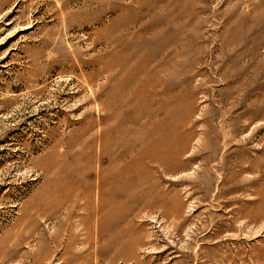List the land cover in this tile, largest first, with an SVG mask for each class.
<instances>
[{
    "label": "rangeland",
    "instance_id": "1",
    "mask_svg": "<svg viewBox=\"0 0 264 264\" xmlns=\"http://www.w3.org/2000/svg\"><path fill=\"white\" fill-rule=\"evenodd\" d=\"M263 97L264 0H0V264H264Z\"/></svg>",
    "mask_w": 264,
    "mask_h": 264
},
{
    "label": "bare ground",
    "instance_id": "2",
    "mask_svg": "<svg viewBox=\"0 0 264 264\" xmlns=\"http://www.w3.org/2000/svg\"><path fill=\"white\" fill-rule=\"evenodd\" d=\"M139 10H140V8H139ZM138 13V12H137ZM157 35V34H156ZM158 36H161V35H158ZM155 37V36H154ZM155 41V40H154ZM164 41V40H163ZM164 44H165V41H164ZM148 53V52H147ZM150 53V52H149ZM163 53V52H162ZM154 54V53H153ZM150 56H151V54H150ZM160 56V55H159ZM147 57V56H146ZM165 57V56H164ZM154 58H156V57H154ZM164 60L166 59V58H163ZM166 61V60H165ZM173 61V60H172ZM164 62V61H163ZM162 62V63H163ZM250 77V76H249ZM252 77V76H251ZM243 78H245L244 76H243ZM253 78V77H252ZM249 79V78H248ZM242 80V79H241ZM245 81V80H244ZM243 81V82H244ZM248 80L246 79V82H247ZM248 85V84H247ZM243 87V86H242ZM241 87V88H242ZM245 88H246V86H245ZM99 90V89H98ZM160 90V89H159ZM258 92V91H257ZM166 93V92H165ZM256 93V92H255ZM175 94V93H174ZM244 94V93H243ZM258 95V94H257ZM261 95V94H260ZM262 96V95H261ZM251 97V96H250ZM258 97V96H257ZM103 98V97H102ZM249 98V97H248ZM261 99H262V97H260ZM264 98V97H263ZM243 99V98H242ZM236 100V99H235ZM247 100V99H246ZM245 100V101H246ZM237 102V101H236ZM242 102V101H241ZM247 102H249V100L247 101ZM261 102V101H260ZM246 103V102H245ZM262 103V102H261ZM238 104H240V103H238ZM192 105V104H191ZM244 106H245V104H244ZM156 107V106H155ZM237 108H238V105H237ZM253 108V107H252ZM257 108V107H256ZM244 109V108H243ZM248 109V108H247ZM250 109V108H249ZM237 110V109H236ZM239 110V109H238ZM245 110V109H244ZM235 111V110H234ZM250 111V110H249ZM248 111V112H249ZM247 112V113H248ZM252 112V111H251ZM238 113H239V111H238ZM164 114V113H163ZM235 114V113H234ZM264 114V113H263ZM247 116V115H246ZM236 117L238 118V115H236ZM221 118H223V117H221ZM236 118V119H237ZM160 119V118H159ZM244 119V118H243ZM222 121V120H221ZM213 123V122H212ZM220 123V122H219ZM214 124V123H213ZM218 124V123H217ZM224 124V123H223ZM219 125V124H218ZM225 125V124H224ZM133 126V125H132ZM244 126V125H243ZM255 126H257V125H255ZM92 127V126H91ZM227 128V127H226ZM103 131V130H102ZM204 133V132H203ZM104 134V133H103ZM217 135H218V133H216ZM212 135V134H211ZM216 135V136H217ZM258 136V135H257ZM210 137V136H209ZM217 139H218V137H216ZM240 138V137H239ZM260 138V137H259ZM223 140H225V139H223ZM232 140V139H231ZM237 140V139H236ZM240 140V139H239ZM227 141V140H226ZM229 142V141H228ZM236 142V141H235ZM243 142V141H242ZM248 142V141H247ZM231 143V142H230ZM233 143H234V141H233ZM92 144V143H91ZM230 145H232V144H230ZM237 146V145H236ZM238 147V146H237ZM81 149V148H80ZM170 149H172V148H170ZM240 149V148H239ZM237 150V149H236ZM227 152V151H226ZM226 154V153H225ZM224 156V155H223ZM210 157V156H209ZM205 158V157H204ZM212 158H213V156H212ZM128 159V158H127ZM197 159V158H196ZM195 159V160H196ZM205 160H207V159H205ZM213 160V159H212ZM107 161V160H106ZM129 161V160H128ZM101 162V161H100ZM126 162V161H125ZM206 162V161H205ZM172 166V165H171ZM101 168V167H100ZM170 170H172V169H170ZM169 170V171H170ZM168 171V172H169ZM127 179V178H126ZM91 180V179H90ZM103 184V183H102ZM71 187V186H70ZM97 187V186H96ZM69 188V187H68ZM56 193V192H55ZM97 198V197H96ZM114 198V197H113ZM104 201H105V199H104ZM108 201V200H107ZM53 202V201H52ZM57 203V202H56ZM256 203V202H255ZM58 205V204H57ZM110 206V205H109ZM108 206V207H109ZM240 213H242V212H240ZM86 216H87V214H86ZM90 217V216H89ZM241 218V217H240ZM96 220V219H95ZM240 220V219H239ZM247 220V219H246ZM97 221V220H96ZM100 221V220H99ZM64 223V222H63ZM87 223V222H86ZM124 224V223H123ZM247 224V223H246ZM251 226V225H250ZM254 226V225H253ZM92 227V226H91ZM102 231V230H101ZM86 234V233H85ZM120 235V234H119ZM120 237V236H119ZM122 238V237H121ZM133 240V239H132ZM131 241V240H130ZM84 242V241H83ZM135 242V241H134ZM131 243V242H130ZM85 244V243H84ZM136 244V243H135ZM133 247V246H132ZM134 248V247H133ZM63 252H64V250H63ZM131 254V253H130Z\"/></svg>",
    "mask_w": 264,
    "mask_h": 264
}]
</instances>
